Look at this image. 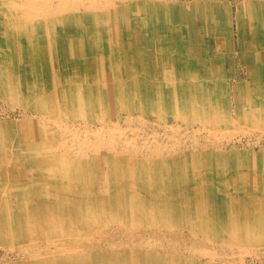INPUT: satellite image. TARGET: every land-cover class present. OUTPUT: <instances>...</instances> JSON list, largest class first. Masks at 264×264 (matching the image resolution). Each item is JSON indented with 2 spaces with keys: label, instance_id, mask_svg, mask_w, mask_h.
I'll return each mask as SVG.
<instances>
[{
  "label": "bare ground",
  "instance_id": "1",
  "mask_svg": "<svg viewBox=\"0 0 264 264\" xmlns=\"http://www.w3.org/2000/svg\"><path fill=\"white\" fill-rule=\"evenodd\" d=\"M233 9L229 0H0V97L32 112L0 122V241L22 255L4 264H221L210 248L199 263L87 249L114 225L264 245L254 191L264 193V151L206 141L165 155L184 129L215 142L264 132V0ZM234 53L247 80L232 88ZM135 120L173 128V143L138 140ZM69 128L72 142L57 137ZM181 156L203 177L182 182ZM225 185L247 193L224 194Z\"/></svg>",
  "mask_w": 264,
  "mask_h": 264
},
{
  "label": "rangeland",
  "instance_id": "2",
  "mask_svg": "<svg viewBox=\"0 0 264 264\" xmlns=\"http://www.w3.org/2000/svg\"><path fill=\"white\" fill-rule=\"evenodd\" d=\"M190 1L191 0H183ZM193 1V0H192ZM232 1L234 6V14L237 3L239 0H229ZM233 14V18L235 15ZM235 32L233 33V39H238L237 36V25L235 24ZM234 29V27H233ZM235 63L234 69L237 71V79L231 80V87L235 86V83H242L247 80V76L245 75V67L241 63L238 53H234ZM233 92L231 93V106L235 102L233 101ZM32 115V112L29 110H24L21 107L13 108L11 104L0 97V122L14 120V119H24L28 118ZM170 123V122H169ZM54 124V122H52ZM133 128L136 130L130 131L133 135H138L137 139L142 140L143 137L148 139H153L155 141H162V144L168 145L169 143H173V138L169 137L173 128H167L166 124H157L155 122H150L147 124H139L138 120L134 121ZM196 127L190 129H184V135L180 138V142L175 144L173 150L170 152L165 151V155L171 157L174 154V151L180 152L183 156L186 152H196L201 151L204 142L209 141V144L214 148H224L226 150L233 149H242L245 151H252L256 154L264 151V132L259 130L256 132H248L245 134L239 135L241 139L235 138L231 139V141H227V138H216L218 142H215L211 136H209L205 131H196ZM80 131L82 136H84V132H86V126L84 122H78L76 128ZM128 130H131L128 129ZM168 131V132H166ZM57 137L61 140H67L69 142L73 141V133L71 128L68 130L59 129L56 133ZM214 138V137H213ZM222 139V140H221ZM224 140V141H223ZM169 146V145H168ZM213 148V149H214ZM248 149V150H247ZM181 156L179 168L181 169L182 178L181 181L187 184H192L193 180H191V175H193L198 169L201 168V165L194 166L191 163H186ZM262 162H264V153L262 155ZM173 172L176 173V170L173 169ZM198 176L203 177L201 171H197ZM187 174L190 175L188 180ZM247 186L246 189H248ZM226 189V190H225ZM257 192V200L264 201V193L262 191ZM222 193L229 194L232 193L234 195H240L247 193L245 191H236L234 188H229L228 185L222 189ZM221 193V195H222ZM224 196V195H223ZM223 199V197H221ZM224 221H226V217L229 214L223 210H219L217 212ZM251 216V217H250ZM255 214H248L244 217L246 221H254L252 217ZM261 220L263 223L261 227L258 228L260 233H264V213H261ZM240 217H243L240 215ZM224 221H221L222 223ZM220 222V223H221ZM228 223V221H226ZM241 244H234L225 241H213L208 237H204L201 234L192 232L189 228H181V227H138V228H126L121 226H111L109 228H104L99 230L95 237L94 242L87 246L88 250H95L101 252L103 250H115V249H123L127 250L131 254H136L137 251H141L142 249H150L157 253H168V252H178L187 258L199 263L206 262L209 259L208 255H204L205 253H200L201 249H212L217 252V256L215 259L221 264H264V245L258 246H249L247 248L242 247ZM9 247V248H8ZM3 248V249H2ZM9 252V254H8ZM19 253L18 249H11L9 245L4 244L0 241V264L4 263H13L19 260L22 255Z\"/></svg>",
  "mask_w": 264,
  "mask_h": 264
}]
</instances>
